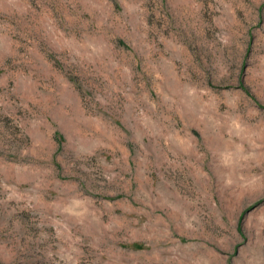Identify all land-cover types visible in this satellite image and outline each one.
I'll return each mask as SVG.
<instances>
[{
	"label": "rangeland",
	"instance_id": "obj_1",
	"mask_svg": "<svg viewBox=\"0 0 264 264\" xmlns=\"http://www.w3.org/2000/svg\"><path fill=\"white\" fill-rule=\"evenodd\" d=\"M0 264H264V0H0Z\"/></svg>",
	"mask_w": 264,
	"mask_h": 264
}]
</instances>
